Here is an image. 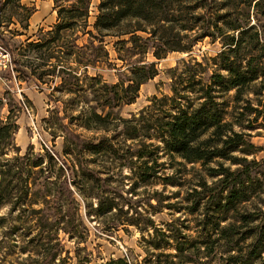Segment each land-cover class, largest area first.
Returning a JSON list of instances; mask_svg holds the SVG:
<instances>
[{"label": "trees", "instance_id": "16d2710c", "mask_svg": "<svg viewBox=\"0 0 264 264\" xmlns=\"http://www.w3.org/2000/svg\"><path fill=\"white\" fill-rule=\"evenodd\" d=\"M6 1L0 0V12ZM54 2V28L28 43L38 61L32 64L33 76L43 82L60 77L57 90L81 92L85 102L92 97L96 105L71 120L109 130L113 119H119L124 124L119 134L134 140L130 156L109 139L92 145L93 153H105L119 165L131 164L134 155V195L138 185L174 182L173 176L160 175L168 163L200 165L201 170L186 193L187 204L178 207L192 217L159 226L153 215L163 207L176 209L175 203L164 205L161 191H153L147 209L140 200L134 202L130 214L129 202L93 195L97 174L89 165L96 161L85 156L78 136L77 144L65 145L64 157L47 149L45 154L31 149L21 154L14 143L18 123L11 114H0V208L8 207L7 214H0V229L5 230L6 262L264 264V156L258 158L264 145L253 141L264 130V0H99L93 23L91 0ZM18 7L26 10V19L35 12ZM2 23L0 18V29ZM79 31L88 35L82 46L77 44ZM106 37L116 39L115 59L123 63L116 83L88 73V67L112 65ZM207 38L221 45L215 56L183 58L171 69L170 94L153 95L130 119L120 116L122 107L136 102L142 85L159 74L158 61L172 52L190 53ZM0 39L15 56L9 42ZM14 64L23 71L19 60ZM81 65L86 67L83 78ZM77 193L88 216L108 225L136 226L148 244L146 257L139 260L130 253L94 261L87 246H80L89 229ZM66 238L78 246L74 256L65 249ZM169 248L176 251L167 252Z\"/></svg>", "mask_w": 264, "mask_h": 264}, {"label": "rangeland", "instance_id": "374dc122", "mask_svg": "<svg viewBox=\"0 0 264 264\" xmlns=\"http://www.w3.org/2000/svg\"><path fill=\"white\" fill-rule=\"evenodd\" d=\"M19 4L35 9L29 19H26V10H21L18 7ZM98 4L99 0H91L89 18L91 23L95 21ZM0 18L3 21L0 35L9 42L15 53V56L12 57L10 50L6 49L0 39V46L11 55L13 67V71L11 69H0V100H2L0 114L3 118H7L11 114L18 123L19 128L15 133L14 143L21 149V154H24L28 149L45 154V149H47L64 157L65 145L73 146L77 144L79 141L78 136L85 143L87 150L85 156L93 157V161H96L89 165L97 174L91 183L94 185L93 195L115 196L118 197L117 200L124 202L125 205H128L129 202L133 207L130 214H134V202L140 200L143 208L147 209L150 195L158 189L163 193L164 205H166L165 203H175L176 206V209L163 207L161 212L153 215L159 226H162L166 221H172L179 217L181 219L184 217L191 218V215H187L178 207L187 204L184 198L191 184L199 179L200 165L172 166L168 163L167 167L160 172V175L163 177L173 176L172 181L174 182L164 183L160 179L154 185H138L136 195H134V170L130 169V165L134 164V155L130 158V160L132 159L131 164L119 165L118 162L111 163V157L105 153H93L91 148L92 145L100 142L106 143V139H109L110 142L107 141V143H112L116 148L119 147L120 152H124L128 156L134 154V140L119 134L121 129L124 128V124L119 119H113L109 130H101L85 127L80 119L71 120V116L77 115L80 110L89 108L90 105H96L95 101H91L92 97L90 96L85 102L81 92L80 94H74L57 90V85L61 83L60 77L53 79L50 76V78H45L46 82H43L33 76L31 67L32 64L34 65L38 61L35 60V51L28 46V43L38 41L39 38H42L54 28L57 23V9L54 0H7L0 12ZM78 34L80 38L77 40V44L82 46L87 43L88 35H84L82 31H79ZM105 39L106 48L111 51L112 65L108 66L100 63L88 67V73L91 75L101 74L109 83H116L120 76L118 68L123 63L115 59L117 54L114 50V41L116 39L111 37ZM220 50L221 45L218 42L211 43L210 39L207 38L199 42L190 53H169L165 58L158 61L159 74L142 85L136 102L122 107L119 110L120 116L124 119H130L134 113L150 104L149 99L153 95L170 94L171 69L180 64L183 58H187L189 55L199 59L205 54L215 56ZM149 58L154 59L151 55ZM14 59L20 61L23 71H16ZM114 64H117V66ZM78 68V74L82 75L83 78L86 67L81 65ZM81 83L85 85L86 82L82 80ZM73 105L77 106L73 108ZM48 119H50L49 122L46 121ZM261 131V135L253 137V141L258 145H264V130ZM15 151L14 149L13 154ZM263 156V151L258 154V158ZM68 161L70 164L72 163L70 158H68ZM76 196L82 205L81 214L89 229L87 241L81 243L80 246H87V251H91L94 261H107L130 253H133L139 260L146 257L145 247L148 244L143 239L144 234L136 226L104 224L100 222V218L94 215L88 216L83 197L78 193ZM122 197L126 200L123 201ZM93 201L97 203L96 199ZM153 203H155V200H153ZM7 213V206L0 208V214ZM4 231V229H0V264H8L5 260L7 248L4 244ZM188 232L196 235L193 230ZM61 236L64 235L61 234ZM145 236H148L147 233H145ZM64 243L65 249H69L71 255L74 256L78 246L67 238ZM87 251H82V254L84 255ZM166 251L174 253L176 249L169 248Z\"/></svg>", "mask_w": 264, "mask_h": 264}, {"label": "built area", "instance_id": "2783aa9c", "mask_svg": "<svg viewBox=\"0 0 264 264\" xmlns=\"http://www.w3.org/2000/svg\"><path fill=\"white\" fill-rule=\"evenodd\" d=\"M0 69L12 70V61L10 53L0 46Z\"/></svg>", "mask_w": 264, "mask_h": 264}]
</instances>
